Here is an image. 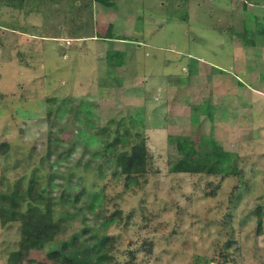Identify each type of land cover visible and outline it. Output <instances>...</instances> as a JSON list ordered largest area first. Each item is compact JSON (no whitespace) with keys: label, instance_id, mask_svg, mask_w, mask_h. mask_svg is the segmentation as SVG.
Here are the masks:
<instances>
[{"label":"rangeland","instance_id":"rangeland-1","mask_svg":"<svg viewBox=\"0 0 264 264\" xmlns=\"http://www.w3.org/2000/svg\"><path fill=\"white\" fill-rule=\"evenodd\" d=\"M231 1L114 0L109 26L95 0H0V264H54V250L87 228L86 212L117 209L122 220L106 227L116 264L264 262V0ZM110 29L128 40L105 39ZM142 33L145 43L134 41ZM252 43L249 85L236 73L240 46ZM115 47L130 60L120 69ZM136 112L156 173L130 183L116 167L111 120ZM169 132L190 136L197 159L212 134L224 171L213 161L173 171ZM34 187L69 202L85 194L56 207L64 225L39 240L21 229Z\"/></svg>","mask_w":264,"mask_h":264},{"label":"trees","instance_id":"trees-1","mask_svg":"<svg viewBox=\"0 0 264 264\" xmlns=\"http://www.w3.org/2000/svg\"><path fill=\"white\" fill-rule=\"evenodd\" d=\"M109 1L107 0V2ZM208 118L213 119V114L209 115ZM192 119L193 122L200 124L196 117L192 116ZM111 122L116 124V136L111 144L114 147V160L118 172L126 175L125 179L130 183L141 177H146L144 175L147 173H156L154 157L142 129L146 123L143 113L136 112L120 119H113ZM200 140L202 156L197 159L194 156V145L190 136L174 134L173 132L167 134L169 147L177 156L179 155L178 158H175V161L171 162L173 171L191 174L200 173L203 171V167L211 161L214 162L213 167H220L217 171H224V161L222 157L217 156L215 153L217 143L212 134L202 136ZM8 150L9 144L7 142L3 143L1 152L6 153ZM209 171L214 173L216 170L211 168ZM42 191L36 187L32 189L29 209L22 216L26 223H24V220L21 221L22 231L23 229L24 231L28 230L32 238L37 240L43 239V235H56L64 225V217L55 218L56 207L63 203L64 205H70L71 202L73 205L82 203L85 195L83 188L80 193L73 195V201L69 202L64 196L55 199L51 194L44 195ZM92 198V208H98V210L101 208L100 211L103 212V195L93 194ZM8 207V203L4 202L2 211L7 213ZM112 215L114 216L105 217L98 214L95 218H90L86 212L87 228H84L83 232L74 239L54 250V264H116L114 256L110 254L114 249L116 238L107 234L106 227L117 220L121 221L122 211L117 209ZM261 264H264V262Z\"/></svg>","mask_w":264,"mask_h":264},{"label":"crops","instance_id":"crops-1","mask_svg":"<svg viewBox=\"0 0 264 264\" xmlns=\"http://www.w3.org/2000/svg\"><path fill=\"white\" fill-rule=\"evenodd\" d=\"M96 1V6H97V8H96V14H97V18H102V20H104V21H106V23H109L108 25L109 26H111V24H113V21H116L117 20V18H119V13L118 12H115V11H111V7H109V6H113V1L114 0H110L109 2H107V0L106 1H103V0H101V1H97V0H95ZM237 1V0H236ZM235 0H233V1H231V3L232 4H237V2H236ZM240 1H244V0H240ZM239 1V2H240ZM249 4H250V2H249ZM102 6H104V7H102ZM236 6V5H235ZM242 7H241V4H240V8H239V10H242L241 9ZM244 8V7H243ZM115 13V15H113ZM132 14H134L135 15V17H136V15H137V11L135 10H133L132 12H130V15L132 16ZM130 15H128V16H130ZM130 16V17H131ZM133 17L134 18V20L135 21H137V19H138V17ZM129 19V18H128ZM131 29H133V31L134 30H136L137 32H140L141 31V29H139L138 30V28H137V26H134L133 28H131ZM111 31H113L112 29H110V31L108 32V33H105V35H104V37H105V39H109V40H112L111 42H114L115 43V45L116 44H119V40H123L122 42H125V41H127L128 39H126L127 38V36H126V32H123L124 34H121V33H118V32H116V33H114V34H112V32ZM132 35V34H131ZM144 35V33H142V34H139V35H133V36H140V38L142 37ZM96 38V35L95 36H92V38ZM144 39H145V35L142 37V39H140V40H136V39H134V41H137L138 43H142V44H144L145 42H144ZM131 41V40H130ZM257 43V42H256ZM256 43H252L254 46H250V45H246V44H243V46H240V47H242V52H243V56H242V58H241V60L245 63H243V67H245V70H243V71H240V72H238V73H236V76H237V78L238 79H240V80H242V81H244L245 82V84H251L253 81L251 80L252 79V73H253V71H252V69H249L250 67H248V60L249 59H252V56L249 54V53H252L254 50V52L256 53V55H258V53H259V50H258V45H256ZM140 46V45H139ZM104 47L105 46H103V47H100V46H96V48H97V50L98 51H100V52H105L106 51V48H105V50H104ZM120 51H121V53H123L122 52V50H120L118 47H115V52H114V55H115V53L116 54H118L117 55V61L114 59V61H116L115 62V68L116 69H120L121 68V66L120 65H122L121 64V62H128V61H130V60H128L124 55H119V53H120ZM107 53H109L108 51H106V54ZM123 58V59H122ZM256 58H258V56H256ZM264 60V57H262L261 56V58H260V61H263ZM241 63V62H240ZM263 65V64H262ZM182 69L184 70L185 69V67L183 66L182 67ZM249 69V70H248ZM251 72V74H250V72ZM186 72H188L187 70H186ZM193 73V72H192ZM190 74V73H189ZM209 74V73H208ZM202 74L200 73V71H199V73L197 72H195L194 73V77L196 78L197 76L198 77H200ZM207 75V74H206ZM259 75V74H258ZM208 76V75H207ZM206 76V77H207ZM198 79V78H197ZM177 80V79H176ZM180 82V81H179ZM190 83V82H189ZM191 83H193V81H191ZM235 84V83H234ZM244 84V85H245ZM248 85V86H249ZM252 85V84H251ZM239 88V87H238ZM245 88V87H244ZM241 89L242 88H239V90L241 91ZM252 90H254V91H256L255 89H252ZM237 91V90H236ZM240 91H237V96H238V98H240L241 97V92ZM241 99V98H240Z\"/></svg>","mask_w":264,"mask_h":264}]
</instances>
